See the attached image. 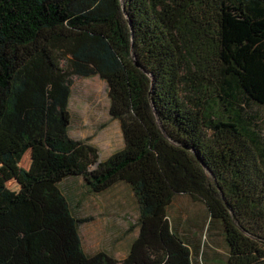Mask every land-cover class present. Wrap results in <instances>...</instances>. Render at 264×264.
<instances>
[{
    "label": "trees",
    "instance_id": "16d2710c",
    "mask_svg": "<svg viewBox=\"0 0 264 264\" xmlns=\"http://www.w3.org/2000/svg\"><path fill=\"white\" fill-rule=\"evenodd\" d=\"M93 76L123 142L103 159L70 136L73 78ZM263 129L264 0H0V161L31 154L0 186V264L208 262L195 228L221 264H264ZM69 179L130 189L124 257L83 249ZM179 195L204 213L171 217Z\"/></svg>",
    "mask_w": 264,
    "mask_h": 264
},
{
    "label": "rangeland",
    "instance_id": "374dc122",
    "mask_svg": "<svg viewBox=\"0 0 264 264\" xmlns=\"http://www.w3.org/2000/svg\"><path fill=\"white\" fill-rule=\"evenodd\" d=\"M69 110L72 115L70 136L74 139L87 140L99 151L103 159L120 149L123 145L119 123L108 114V96L106 85L98 76L89 78L74 77ZM264 130V129H263ZM264 132V131H263ZM31 168V154L26 151L19 162L0 161V186L11 190L18 189L19 169ZM66 191L75 196L77 202L74 212L88 221L80 224L79 231L82 247L87 253L104 250L117 259L125 256L129 243L137 233V210L130 189L118 183L101 194L85 192L79 179H69L62 184ZM171 217L186 218L204 213L201 204L191 201L187 196H176L168 210ZM197 237L207 241L204 248L208 262L200 264H221L225 261V245L217 229L208 233L204 230ZM189 233V232H188ZM188 235V234H187ZM209 246V247H208ZM216 250V260L212 251ZM214 260V261H213Z\"/></svg>",
    "mask_w": 264,
    "mask_h": 264
},
{
    "label": "water",
    "instance_id": "95a60500",
    "mask_svg": "<svg viewBox=\"0 0 264 264\" xmlns=\"http://www.w3.org/2000/svg\"><path fill=\"white\" fill-rule=\"evenodd\" d=\"M232 218L234 219V216L232 215Z\"/></svg>",
    "mask_w": 264,
    "mask_h": 264
}]
</instances>
